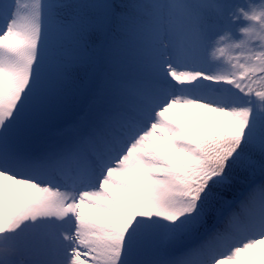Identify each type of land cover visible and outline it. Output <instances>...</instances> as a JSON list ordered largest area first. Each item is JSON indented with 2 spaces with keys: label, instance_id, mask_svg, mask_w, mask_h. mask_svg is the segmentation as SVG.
I'll list each match as a JSON object with an SVG mask.
<instances>
[{
  "label": "snow or ice",
  "instance_id": "obj_1",
  "mask_svg": "<svg viewBox=\"0 0 264 264\" xmlns=\"http://www.w3.org/2000/svg\"><path fill=\"white\" fill-rule=\"evenodd\" d=\"M0 264H264V0H0Z\"/></svg>",
  "mask_w": 264,
  "mask_h": 264
},
{
  "label": "rangeland",
  "instance_id": "obj_2",
  "mask_svg": "<svg viewBox=\"0 0 264 264\" xmlns=\"http://www.w3.org/2000/svg\"><path fill=\"white\" fill-rule=\"evenodd\" d=\"M26 2H27V0H26Z\"/></svg>",
  "mask_w": 264,
  "mask_h": 264
}]
</instances>
